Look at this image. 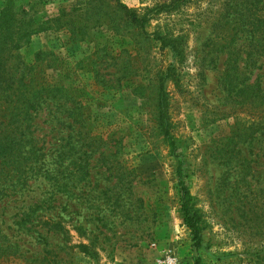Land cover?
<instances>
[{
	"label": "rangeland",
	"instance_id": "374dc122",
	"mask_svg": "<svg viewBox=\"0 0 264 264\" xmlns=\"http://www.w3.org/2000/svg\"><path fill=\"white\" fill-rule=\"evenodd\" d=\"M120 1L150 19L146 31L117 0L13 2L15 17L32 29L20 57L61 63L83 111L82 127L71 124L72 112L61 113L66 150L77 147L66 156L67 187L78 196L62 199V233L41 230L47 247L59 253L57 264H160L168 257L173 264H264V121L257 101L244 105L236 93L245 77L264 87V56L247 57L246 46L258 36L264 0ZM166 35L180 56L163 47ZM44 107L34 122L51 137L57 129ZM162 113L176 149L164 137ZM185 192L199 219V245L185 222ZM13 204L4 227L14 226ZM10 238L29 260L1 257L0 264H48L39 262L43 242Z\"/></svg>",
	"mask_w": 264,
	"mask_h": 264
},
{
	"label": "trees",
	"instance_id": "16d2710c",
	"mask_svg": "<svg viewBox=\"0 0 264 264\" xmlns=\"http://www.w3.org/2000/svg\"><path fill=\"white\" fill-rule=\"evenodd\" d=\"M13 2L14 0H4L0 7V258H24L25 253H21L23 247L15 241H10V237L18 233L30 236L34 242L44 243L46 248H43L40 263L57 264L59 253L47 247L49 245L43 234L45 232L41 230L46 228V233H62L64 230L62 199L69 194L78 196L77 189L73 188L72 191L67 187L66 177L70 173H67L65 165L66 156L71 151L75 155L77 147L72 146L70 151L66 150L65 138L62 135L64 120L61 113L72 112L71 124L82 127L83 111L75 97L74 87L71 83L65 84V79L70 77V74L64 73L66 69H63L61 63L53 59L47 61L40 54L32 63H27L20 57L18 50L22 46L21 41L30 35L32 29H27L28 21L24 23L15 17ZM182 2L186 0H174L173 3ZM117 5L134 24L146 31L150 19L139 17L120 0H117ZM20 9L22 13H27L23 11L24 8ZM256 18L253 28L258 36L255 34L251 36L250 42L246 45L250 48L247 57L252 54L264 56V12ZM236 35L237 31L233 37ZM160 40L163 47H169L175 55H181V50L173 37L161 36ZM230 40L234 41L232 38ZM255 63L254 60L248 61L250 66H254ZM47 68L52 71L49 72ZM232 69L236 70L238 67L234 66ZM170 74L167 73L166 77L171 76ZM247 80L245 77L241 81L242 85L236 93L240 94L244 105L252 103L254 98L257 101L255 109L258 110L261 121H264V87L258 82L247 83ZM163 86L161 83V95L164 93ZM68 101L71 102L69 109L65 108ZM44 106L50 107L52 112L49 121L53 124L51 131L57 129L56 135L51 137L48 132L39 133L34 122L37 113L44 109ZM161 124L166 141L176 149V140L163 113ZM259 130H264V125H261ZM79 133L77 130L73 136ZM261 135H264V131ZM73 160L75 170L72 173L75 174L79 164L76 159ZM190 198L189 193L185 192L182 197V209L193 239L196 245H199L201 238L199 219L191 212ZM10 204L14 205L11 207L14 210L12 213L14 226L4 227L6 220L3 217L10 209ZM8 230H12V234L8 233ZM3 238L9 239L10 242L5 244Z\"/></svg>",
	"mask_w": 264,
	"mask_h": 264
},
{
	"label": "built area",
	"instance_id": "2783aa9c",
	"mask_svg": "<svg viewBox=\"0 0 264 264\" xmlns=\"http://www.w3.org/2000/svg\"><path fill=\"white\" fill-rule=\"evenodd\" d=\"M160 264H173V260L170 257H168L165 258L163 261H161Z\"/></svg>",
	"mask_w": 264,
	"mask_h": 264
}]
</instances>
